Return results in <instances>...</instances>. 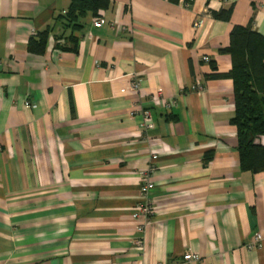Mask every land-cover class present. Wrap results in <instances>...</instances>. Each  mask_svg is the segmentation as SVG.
Segmentation results:
<instances>
[{
  "label": "crops",
  "instance_id": "crops-1",
  "mask_svg": "<svg viewBox=\"0 0 264 264\" xmlns=\"http://www.w3.org/2000/svg\"><path fill=\"white\" fill-rule=\"evenodd\" d=\"M189 2L108 0L102 28L88 14L71 31L70 0H0V264H264V243L247 248L264 170L240 166L232 81L208 78L231 70L233 27L264 37V0ZM69 35L76 53L55 47ZM143 178L147 225L133 217Z\"/></svg>",
  "mask_w": 264,
  "mask_h": 264
},
{
  "label": "trees",
  "instance_id": "trees-1",
  "mask_svg": "<svg viewBox=\"0 0 264 264\" xmlns=\"http://www.w3.org/2000/svg\"><path fill=\"white\" fill-rule=\"evenodd\" d=\"M172 1L178 3V0ZM107 7L108 0H70L63 23L71 31L81 30V21L88 14L98 18ZM208 13L214 19L230 20V11L216 13L208 9ZM46 43L47 33H43L29 40L27 51L41 55L45 52ZM55 47L61 52L76 53L77 42L69 35L59 38ZM219 53L230 57L231 70L227 74L214 73L208 78H226L233 83L235 113L232 124L237 133L240 166L254 173L263 171L264 146L255 144V139L264 136V37L250 27H233L229 46L220 49ZM212 70L215 72L214 67Z\"/></svg>",
  "mask_w": 264,
  "mask_h": 264
},
{
  "label": "built area",
  "instance_id": "built-area-1",
  "mask_svg": "<svg viewBox=\"0 0 264 264\" xmlns=\"http://www.w3.org/2000/svg\"><path fill=\"white\" fill-rule=\"evenodd\" d=\"M191 0H188V2ZM186 2L185 0H181V3L184 7H188L189 3ZM106 24L105 20L103 18H95L92 22V27L93 28H102ZM204 25V20L203 19H198L193 23V29L195 31H198L203 28ZM204 60L207 61V58H204ZM139 88V83L136 79L131 81L127 86L126 89L127 91L133 93V92H138ZM27 106L31 107V105L27 102ZM169 105V104H167ZM137 113L140 117V128L145 135L148 134L153 128L154 125L151 120V114L150 111L145 108L141 103H139V106H137ZM152 159L156 158V156H152ZM145 180V185L141 188V193H142V199L140 203L136 206L137 211L134 214V218H143L144 224H149L151 221V218L153 216V210L151 209L150 206V200H149V193L150 190L153 189V184L149 183L147 179L143 178ZM264 243V228L260 231L255 232V234L252 237V242L249 244L247 248L249 249H255L261 247V245ZM183 260L185 263L189 264L191 262H196L199 260L198 256L195 254H185L183 256Z\"/></svg>",
  "mask_w": 264,
  "mask_h": 264
}]
</instances>
